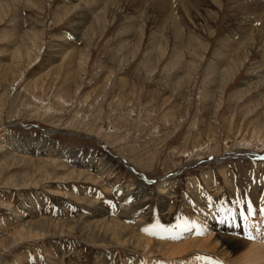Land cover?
<instances>
[{
	"label": "rangeland",
	"instance_id": "rangeland-1",
	"mask_svg": "<svg viewBox=\"0 0 264 264\" xmlns=\"http://www.w3.org/2000/svg\"><path fill=\"white\" fill-rule=\"evenodd\" d=\"M117 1L0 0V264H133L141 246L101 259L85 220L97 207H132L124 223L165 238L213 204L215 229L244 238L247 197L264 206V0ZM111 171L147 193L123 202ZM193 221L177 242L216 233ZM59 222L74 227L59 236ZM32 223L43 238L12 247Z\"/></svg>",
	"mask_w": 264,
	"mask_h": 264
},
{
	"label": "bare ground",
	"instance_id": "bare-ground-1",
	"mask_svg": "<svg viewBox=\"0 0 264 264\" xmlns=\"http://www.w3.org/2000/svg\"><path fill=\"white\" fill-rule=\"evenodd\" d=\"M164 1L167 2V0H164ZM116 2L119 4V1L116 0ZM157 2L159 3V1H157ZM196 6H198V5H196ZM2 7L3 6L0 3V9ZM192 42H194L192 39H188L187 44H186L187 49H188L189 45L192 44ZM22 49L17 48L16 51L19 52V50H22ZM23 52L25 53L26 57L31 58V55L29 54L30 52L28 51L27 47H25ZM180 56H182V55H180ZM82 64H83V62H82ZM232 76L233 75H231V77ZM259 129H260V126H255L254 128L252 127V138L255 137L256 133L261 134V135H259L260 138H264L263 137L264 132H262ZM245 154H247V153H245ZM15 156L18 158V161L23 160V159H21V156H17V155H12V157H10V158H13ZM110 162H111L110 158H107L105 163L108 166H111L112 163L109 164ZM101 165L102 164H100L98 167L97 166L94 167V165L90 164L89 166L93 169H97V170H95L97 174L99 172L103 176L106 172H107V174H109L110 170H108V171H107V169L103 170L104 167ZM111 173H112V175L114 174L113 171H111ZM123 174H124V172H123ZM119 175L120 174L115 173V175L108 178L107 181L109 184H111V186L114 185V181L117 182L115 184V189L113 192H114L116 197H119L121 194L122 197L124 198L123 202H126L125 197L130 198L131 201L132 200L136 201V199H138L139 197H141L145 193H147V189L149 187L147 184L142 182L143 180H141V179L135 180V182L138 185H136L133 182V180H132L133 183L130 186H127L128 182H125V184L122 185L121 183L118 182ZM113 177H115L114 180L112 179ZM12 181H14V180H12ZM14 182H15V185H20V184H21V186L24 185V183H20L17 180H15ZM21 182H23V181H21ZM163 185H161L159 187H162ZM164 186H166V185H164ZM213 186H214V184H213ZM163 189H165V188H163ZM121 190L123 191V193H121ZM159 191H160V189H159ZM120 198H118V199H120ZM247 201H249V203H251V206L253 205V207H252L253 210L247 217V219H249V227L247 228L248 231L247 230L244 231V234H245L244 238H239L234 233H231L229 235L224 234V233H222L223 231L221 232V231H217V229H215V226L213 223L217 222V221H215L214 218L211 216L212 211L216 214V209H214L215 206L213 204H212L211 208H208V209L203 208L201 211L198 212V214L189 213L191 216H189L190 219L187 222V224L184 225V224H181L179 222L177 227L171 226V230L176 228L175 231L172 232L173 236H168L165 238H159V237L149 238L146 235L142 234V230L149 228L151 226L149 223L146 224L145 222H139L140 220L137 221L138 218L136 220V218H134L133 216L131 217L129 224L124 223V219L126 218V216H128L127 213L131 210L132 207H130V208L127 207L126 208L127 212H124V213L121 212V214L117 213V215L112 213V212H110V214L107 215L105 211H102L103 209H101L100 207H97L95 209H92L91 214H89L85 218V220L87 222H89V224H88L89 226L87 227L88 228L87 233L96 241L95 244H98L96 247L101 249L100 250L101 259L103 258L105 261H109L110 251L109 250L107 252L103 251V249H104L103 247H109L110 244H112V245L113 244H115V245H121L122 244V245H125L126 247H129L132 249L135 247L141 246L144 249V250H141V251H144V254H142V255L139 254L140 257L144 258L143 259L144 263H142V264H153V260L151 259L150 256L154 255L157 257L158 256L157 254H159V253L161 254L162 251H165L166 254H168V256L164 257L165 261L168 260V262L172 261V262H174L173 264H177V262L181 261V260H179L181 258L177 257L178 254H183L185 252L187 253L188 249H191V246L196 245L194 248V251H192L190 253H197V255L200 252H206V253L209 252L213 255L218 253V255H215L216 257H219L220 259H222V261H227L231 264H264V214H261V211L258 212V209L255 207V204L252 203L253 202L252 198H250L248 196ZM262 207L264 208V206H262ZM118 214L122 218L119 219ZM110 215H113V216L110 217L109 219H107V217H109ZM192 218L193 219L196 218L197 222H199L198 224H200V227H202L201 229L214 226V230L213 229L210 230L211 233L216 230L215 234L212 233V235L214 234V236H211V235L208 236L207 235L208 237H206L205 239L202 237V239H200V240L193 237V238L183 240L185 242H182L181 240H180V243L177 242L178 235L180 234V231H178V230H185V232H188L189 230L193 229V227L195 226V223H194ZM133 219L136 222L132 223ZM246 223L248 225L247 221H246ZM35 224L41 225L42 221L39 220ZM44 224H46V223H44ZM32 225H33V223L31 224V226H29L28 224L23 225V229L20 228L21 230L19 232L17 231V236L15 235L14 237H12V240H11V242H12L11 246L12 247L13 246L16 247L18 245V242H17L18 237L21 238V237L26 236V235H29L31 237L32 236L42 237V233H39V231L33 232ZM53 225L57 230L62 229L58 234L56 233V235H59V236H62L63 233L65 234L66 230L68 232H70L71 228L74 227V225L70 222H64V223L59 222V223H57V224L55 223ZM159 227H161V226H159ZM192 231L194 232L193 233L194 235L198 234V232H199L195 229H193ZM203 231H201V232H203ZM31 232H33V233H31ZM191 243H196V244L191 245ZM214 252H215V254H214ZM219 254L223 255V257ZM197 255L193 254V256L188 257L189 260L187 262H184L183 264H212L213 259H211V260L205 259V257H202V255H199L200 257H195ZM1 257L2 256H0V258ZM140 257H138L137 258L138 260L133 262V264H137V262L141 259ZM181 262L178 264H181Z\"/></svg>",
	"mask_w": 264,
	"mask_h": 264
},
{
	"label": "snow or ice",
	"instance_id": "snow-or-ice-1",
	"mask_svg": "<svg viewBox=\"0 0 264 264\" xmlns=\"http://www.w3.org/2000/svg\"><path fill=\"white\" fill-rule=\"evenodd\" d=\"M248 211H249V212L252 211V206H251V204H249V206H248ZM260 211H261V214H264V208H262ZM145 231H148V229H145ZM205 259H209V260H211L210 257H205ZM212 264H220V262H219V261H213Z\"/></svg>",
	"mask_w": 264,
	"mask_h": 264
}]
</instances>
